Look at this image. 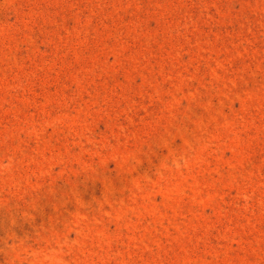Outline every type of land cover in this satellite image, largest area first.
I'll return each instance as SVG.
<instances>
[{
	"label": "rangeland",
	"instance_id": "rangeland-1",
	"mask_svg": "<svg viewBox=\"0 0 264 264\" xmlns=\"http://www.w3.org/2000/svg\"><path fill=\"white\" fill-rule=\"evenodd\" d=\"M0 264H264V0H0Z\"/></svg>",
	"mask_w": 264,
	"mask_h": 264
}]
</instances>
